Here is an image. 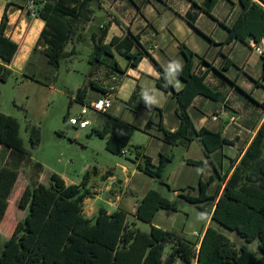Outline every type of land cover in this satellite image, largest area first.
I'll return each instance as SVG.
<instances>
[{
  "label": "trees",
  "instance_id": "16d2710c",
  "mask_svg": "<svg viewBox=\"0 0 264 264\" xmlns=\"http://www.w3.org/2000/svg\"><path fill=\"white\" fill-rule=\"evenodd\" d=\"M92 1L33 0L34 13L44 22L35 50L40 46V53L51 66L57 68L63 57L76 54L74 48L70 52L66 48L82 37ZM217 1L206 0L200 7L201 11L212 15ZM258 1L240 0L241 14L227 28L228 36L224 44L234 41L246 43L250 39L261 44L264 40V7ZM7 25L8 16L5 12L0 25L2 83L7 82L12 75L8 66L13 63L18 51V44L6 35ZM134 47L139 48V52H132ZM181 52L186 60L185 65L172 72H166L154 62L160 73L156 87L175 100L176 115L180 121L177 130L168 131L163 123V111L155 108L159 117L157 125L167 144L177 145L182 140L192 142L195 138L201 141L207 162L187 159L188 164L200 168H206L208 163L214 166L211 154L227 145L240 151L239 139H228L220 132L207 128L197 130L190 108L198 96L219 101V93L205 83L207 72L214 69L223 76V71L233 63L227 59L224 67L216 69L202 58V63L210 66V69L199 74L194 63L195 53L185 45L181 46ZM115 53L126 59L125 70L117 62L113 65L115 70L123 74L130 68H137L140 61L149 56L140 44V37L129 33L124 37H114L109 44L95 43L90 63H103L105 56L114 57ZM262 59L261 79H264V56ZM24 76L40 82L34 75ZM169 76L183 82L181 90H174ZM90 89L103 94L108 92L97 82L90 81L78 90L75 100L84 104ZM1 95L0 90V98ZM261 106L264 107V103ZM103 114L106 115L103 128H93L90 135L106 139V149L110 153L123 155L122 151L129 146L137 127L108 112ZM67 119L65 115L64 120ZM151 125L152 121L144 130L148 131ZM20 134L17 119L0 116V141L5 145L1 159L7 157L0 169V226L21 170L28 165L34 169L18 201L19 207L28 209L29 213L17 223L11 237L0 246V264H164L168 244L172 245V253L179 258L180 264H264L253 251L244 247L237 248L228 236L212 226H208L204 234L202 232L200 241H191L173 231L154 226L157 213L172 208L171 201L156 189L146 193L134 214L136 220L151 224L149 232L138 228L135 221H129L131 214L125 209L108 213L101 208L96 217H86L85 200L94 197L96 192L92 189L98 181L107 179L111 172H87L80 184L71 185L53 173L48 185L41 183L38 177L43 171V165L33 162ZM30 140L33 148L40 144L38 131L33 130ZM135 150L134 163L137 168L166 185L164 172L173 157L160 153L159 163L155 165L153 158L146 155V148L136 146ZM236 162L237 159H232L224 173L215 168V176L207 180L201 177L198 195L186 193V189H183L179 196L196 205L212 221L236 231L246 242L257 241L258 249L264 253V121L237 165ZM216 181V190L209 193V188Z\"/></svg>",
  "mask_w": 264,
  "mask_h": 264
},
{
  "label": "crops",
  "instance_id": "0c3cea01",
  "mask_svg": "<svg viewBox=\"0 0 264 264\" xmlns=\"http://www.w3.org/2000/svg\"><path fill=\"white\" fill-rule=\"evenodd\" d=\"M205 1L93 0L89 7V15L83 25V41L81 42L83 44L89 42L90 47L93 46L94 49L95 43L109 44L114 37H124L129 35V33L138 35L141 46L147 50L149 56L144 57L137 68H130L123 74L115 70L111 65L102 62L91 63L93 71L89 82H97L108 92L99 95L92 94L90 102L92 103L104 96H108L110 98H119L123 103L129 102L132 107L140 108L138 102L140 100L144 102L147 94L152 93L166 105L170 104L169 112L163 115V123L165 128L172 132L177 130L180 124L176 115L177 103L174 99L157 89L156 80L160 77V73L154 62L166 72L173 71L169 68V64L173 61L178 65L175 70L182 68L186 60L181 52V46L185 45L195 53L194 63L195 68H198L197 73L199 74L210 69V66H205L202 63V58L216 69L224 67L227 59L233 63L229 69L223 71V76L214 69L208 70L205 83L219 93L220 99L219 101H213L203 96H198L190 108V114L197 130L207 128L214 132H220L228 139L238 138L240 151L236 147L227 145L221 150L212 153L211 158L214 166L208 163L206 168H201L203 173L195 178L198 184L201 177L205 179L204 175L206 176L208 171V177L215 176V168L217 170L220 169L224 173L232 159H237V165L264 121V107L261 106L264 103V79H261L263 71L262 57L264 55L257 54L248 42L234 41L224 44L228 36L227 28H230L241 14L242 6L240 0H218L212 15L201 11L200 7L204 5ZM262 1L264 2V0ZM31 2L33 0H0V25L6 12L8 16L6 35L18 44L16 57L13 63L8 66L13 73L15 71H24L31 57L41 54V47L38 46L36 50L35 47L44 27V22L33 14L35 6L34 4L31 5ZM258 2L264 7V3ZM260 45L264 51V40ZM132 52H139V48L134 47ZM22 55H24V58L21 57ZM126 64L127 62H125V67ZM120 67L124 69L121 65ZM169 78L175 91L182 89L183 82L181 80L173 76H169ZM0 83L2 82L0 81ZM112 87L115 88L113 91ZM126 88H128L127 91L125 90ZM159 93H162L161 95L163 96H160ZM246 94L250 95V97ZM245 96L246 98L248 97V100H244ZM112 109L113 104L108 113L135 125L137 130L146 128L147 125L145 123H135L129 117L116 115L111 111ZM214 114H217L218 117L216 121L212 119ZM245 135L251 136L250 139H244ZM196 139L198 138L188 144L191 145ZM184 141L182 140L178 144H185ZM226 147L231 149L228 154L225 153ZM4 148V143L0 141L1 167L5 164L7 158L1 159ZM237 151L240 152L239 158L235 156ZM146 155H148L147 149ZM228 161L229 165L227 167ZM153 163L157 165L154 158ZM134 164L135 168L131 173V178L144 174L137 168L136 163ZM44 170L45 166L43 165V171L38 177L41 183H43L42 174ZM124 170L127 172L129 168L124 167ZM24 171V169L21 170L20 176ZM110 172L108 178L102 180V185L99 184L92 189L93 192H96L93 197L95 199L100 198L103 191L110 193V198L107 200L108 207L95 208L93 205L92 210L86 215V203L91 200V198H87L84 208L85 216L94 218L98 215L101 208L106 209L108 213H113L118 209H125L131 213L137 224L138 220H136L134 214L139 203L150 189L138 195L136 189L132 187L131 178L126 177L123 180L113 171ZM33 173L34 171L30 173L28 178L24 179L25 187L21 194L29 184ZM58 175L64 179L67 185L75 184L65 174L58 173ZM216 183L217 181L213 184ZM122 185L127 186V190L130 191L132 196L136 195L134 200L126 197L127 190L122 194L119 193L118 188ZM160 192L162 193V191ZM208 226H211L210 216H208V223L202 231L203 234ZM202 232H200L199 241L203 237ZM173 258L177 260V264H180L178 257L173 255ZM165 262L164 255V264Z\"/></svg>",
  "mask_w": 264,
  "mask_h": 264
},
{
  "label": "rangeland",
  "instance_id": "374dc122",
  "mask_svg": "<svg viewBox=\"0 0 264 264\" xmlns=\"http://www.w3.org/2000/svg\"><path fill=\"white\" fill-rule=\"evenodd\" d=\"M82 41L80 37L67 46L66 51L70 52L75 48L77 52L75 55L63 57L57 68L51 66L45 56L37 54L31 57L24 71H15L7 82L0 83L2 92L0 116H12L18 120L20 135L25 148L31 153L33 162L45 166L42 181L47 185L53 173H63L75 184H80L87 172L93 173L95 170L100 174L113 171L123 180L126 177L131 178L135 168L136 146L146 148L147 154L155 159L156 164L159 163L160 153L172 156L173 161L168 163L164 172V180L170 187L145 174L132 177V187L136 189L138 195L148 189L160 190L171 201L172 208L161 210L155 219L154 226L173 231L185 239L198 241L199 237L195 236V232L203 231L208 223V215L200 211L196 205L181 198L179 193L183 189L192 195L199 193L195 178L203 173V169L189 165L186 160L207 161L203 144L199 139L191 145L187 140L184 141L185 144L165 143L157 125L158 117L155 108L161 109L165 115L170 110V104L166 105L152 93L147 94L144 102L141 100L138 102L140 108L132 107L129 102L123 103L119 98H111L113 104L111 111L116 115L129 117L131 121L139 124L148 125L152 121L148 131L143 128L134 132L129 146L125 149L126 155L110 153L106 149V139L90 135L93 128H103L106 121L105 114L89 110L86 118L91 124L88 127L80 128L71 125L69 118L78 116L83 107L90 106L92 94H101L98 90L90 89L84 104L75 100L78 90L89 83L93 71V65L90 63L93 46L90 47L89 42L83 44ZM116 62L125 69L126 59L118 53H115L114 57L105 56L103 59L104 64L111 66ZM24 75H34L40 82L28 79ZM125 90L127 91L128 88ZM159 94L163 96L162 93ZM247 98L245 96L244 100H248ZM65 115L68 116L67 121L64 120ZM33 130L38 131L41 139L40 144L34 148L30 140ZM250 137L245 135L244 139L249 140ZM230 151L229 147L225 148V153L228 154ZM239 155L240 152L237 151L236 158H239ZM228 165L229 161L227 167ZM124 167L129 168V171L125 172ZM23 169L25 171L17 181L9 208L0 226V246H3L4 242L11 237L17 223L29 213L28 209L19 207L18 201L25 187L24 179L28 178L34 169L31 165ZM208 173L209 171L206 176L204 175L206 180L210 178ZM101 183L102 180L98 181L97 186L102 185ZM216 186L217 183L213 184L209 188V193H213ZM126 190L125 185L118 188L121 194ZM126 197L134 200L136 195L132 196L127 190ZM109 198L110 193L107 191H103L98 199L91 198L86 203V215L92 210L93 205L95 208L108 207ZM129 221H134L132 215H129ZM211 226L228 236L237 248L244 247L253 251L264 262V253L258 249L257 241L248 243L236 231L229 230L212 220ZM137 227L149 232L151 224L138 220ZM165 260V264H177V260L173 258L171 244L166 246Z\"/></svg>",
  "mask_w": 264,
  "mask_h": 264
},
{
  "label": "built area",
  "instance_id": "2783aa9c",
  "mask_svg": "<svg viewBox=\"0 0 264 264\" xmlns=\"http://www.w3.org/2000/svg\"><path fill=\"white\" fill-rule=\"evenodd\" d=\"M31 5H33V2H31ZM33 14L35 15L34 12H33ZM248 43H250L252 49L257 54H259L261 56L264 55L263 48L261 47L260 44H257L253 39H250ZM196 72H198V68H196ZM114 89L115 88L112 87V91ZM111 106H112L111 98L108 97V96H104V97L92 102L89 107H83L82 111L78 114V116L69 118V123L71 125H74V126H79L80 128H86V127H88L91 124L90 120H88L86 118L89 110H92V111H95V112H99V113H106V112L109 111ZM212 119L216 121L218 119L217 114H214L212 116ZM122 154L126 155L127 151L123 150ZM195 236L200 238L201 237V233L195 232Z\"/></svg>",
  "mask_w": 264,
  "mask_h": 264
},
{
  "label": "clouds",
  "instance_id": "9594fccd",
  "mask_svg": "<svg viewBox=\"0 0 264 264\" xmlns=\"http://www.w3.org/2000/svg\"><path fill=\"white\" fill-rule=\"evenodd\" d=\"M176 67H178V65L176 64L175 61H173V62H171V63L169 64V68L172 69V70H175Z\"/></svg>",
  "mask_w": 264,
  "mask_h": 264
},
{
  "label": "bare ground",
  "instance_id": "6f19581e",
  "mask_svg": "<svg viewBox=\"0 0 264 264\" xmlns=\"http://www.w3.org/2000/svg\"><path fill=\"white\" fill-rule=\"evenodd\" d=\"M28 48V47H27ZM22 58H24V55L21 56Z\"/></svg>",
  "mask_w": 264,
  "mask_h": 264
}]
</instances>
